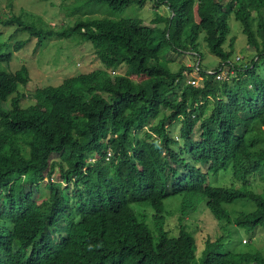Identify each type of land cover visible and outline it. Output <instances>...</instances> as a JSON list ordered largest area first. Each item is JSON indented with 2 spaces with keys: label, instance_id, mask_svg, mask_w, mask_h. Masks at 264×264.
Here are the masks:
<instances>
[{
  "label": "trees",
  "instance_id": "16d2710c",
  "mask_svg": "<svg viewBox=\"0 0 264 264\" xmlns=\"http://www.w3.org/2000/svg\"><path fill=\"white\" fill-rule=\"evenodd\" d=\"M2 1L0 23L31 37L17 51L33 39L39 52L49 39L79 36L104 68L39 88L37 102L24 107L31 71H7L12 54L0 43V264H264V253H226L221 240L197 255L187 225L178 234L166 227V201L178 196L182 220L203 203L228 225L226 205L250 199L257 210L236 225L264 228V192L210 183L231 167L239 179L264 181V0H72L63 12L75 19L60 27L26 11L4 18ZM149 1L151 23L99 13ZM233 15L258 54L245 65L225 48ZM201 36L220 68L199 67L203 84L185 83L188 68L174 72L170 63L200 54ZM224 66L236 72L232 82L217 80Z\"/></svg>",
  "mask_w": 264,
  "mask_h": 264
},
{
  "label": "rangeland",
  "instance_id": "374dc122",
  "mask_svg": "<svg viewBox=\"0 0 264 264\" xmlns=\"http://www.w3.org/2000/svg\"><path fill=\"white\" fill-rule=\"evenodd\" d=\"M71 2L72 0H3L1 9L4 18L11 16L13 13L20 14L22 11H26L44 17L46 22L52 25V27H60L63 23H72L75 19V17L67 16L63 12L64 6ZM164 5L159 7V11L163 15H169L171 10ZM155 8L154 3L149 1L143 7L130 4L124 10L117 13L105 8H102L99 13L103 16L114 15L113 17L115 18H140L144 19L146 23H151L155 17ZM230 22L232 30L225 48L227 51H233L232 59L234 62L242 65L250 63L251 60L257 58L258 54L254 48L249 46V40L243 31V25L237 19L236 15L231 17ZM30 39L29 34L18 33L16 26H6L0 23V43L5 46L4 50L6 52L12 54V61L7 71L17 72L26 65L32 74V80L29 85L21 88V93L26 94L22 98L21 104L24 107L37 102L38 99L36 96L33 98V94L39 88L59 86L68 78L77 77L104 68L97 59L92 44L82 40L79 36H74L70 39H59L56 37L49 39L39 49V52L36 49L37 40L33 39L24 50L17 51L16 46L19 42ZM233 40H235V44L232 47ZM198 50L200 54L193 53L191 50L186 54L175 56L172 59V64L170 63V68L174 72L178 71L181 66L188 68L184 73V77L186 78L185 83L194 85L203 84L199 67L209 74H216V70L220 68L221 59L217 54L212 52L202 36L199 40ZM260 66L259 74L264 76V60L261 61ZM119 73L124 74L125 70L119 71ZM224 74L225 79L217 76V80L220 82H232L233 77L236 76V72L229 74V70H226ZM13 96L10 98V101ZM3 107L7 109V104L3 103ZM156 121L157 119L153 121V124ZM176 134H179L177 127L174 129V135ZM154 136L157 138L156 135ZM178 150L183 153L184 159L191 160V155L187 153L183 140H181V145L178 147ZM197 166L205 171L204 166ZM53 181L58 182L67 191V182L61 176L57 175ZM210 183L217 187H237L249 183L252 185L251 189L255 192L260 194L264 192V181L259 176L253 175L248 181H245L235 176L232 167L228 171L211 174ZM43 185V188H46L45 184ZM45 192L50 194L47 190ZM182 201L183 198L178 196L166 201V209L171 214L166 227L167 230H172L174 234H178L181 222L187 225L197 239V255L201 254L205 242L208 240L212 242L221 240V249L226 253H264V228L252 229L236 225V221L240 215L252 213L257 210V204L254 201L241 199L231 205H226V210L231 213L234 219L232 225L217 222L203 203L193 208L190 215L185 216L184 220H182ZM139 213L142 214L141 210ZM146 214L149 215L148 223L153 227L151 212L147 211Z\"/></svg>",
  "mask_w": 264,
  "mask_h": 264
},
{
  "label": "built area",
  "instance_id": "2783aa9c",
  "mask_svg": "<svg viewBox=\"0 0 264 264\" xmlns=\"http://www.w3.org/2000/svg\"><path fill=\"white\" fill-rule=\"evenodd\" d=\"M226 70H229V67L224 66V68L222 69V72L218 74V77L221 78V79H225V77H224L225 74L224 73L226 72ZM233 73H234V71H230L229 70V74H233Z\"/></svg>",
  "mask_w": 264,
  "mask_h": 264
}]
</instances>
